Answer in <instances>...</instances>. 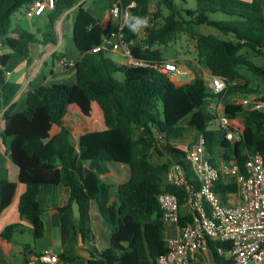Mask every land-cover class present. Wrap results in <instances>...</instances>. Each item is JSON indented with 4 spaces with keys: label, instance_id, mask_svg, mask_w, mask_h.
I'll list each match as a JSON object with an SVG mask.
<instances>
[{
    "label": "trees",
    "instance_id": "16d2710c",
    "mask_svg": "<svg viewBox=\"0 0 264 264\" xmlns=\"http://www.w3.org/2000/svg\"><path fill=\"white\" fill-rule=\"evenodd\" d=\"M36 1L0 0V44L10 51L0 59L1 104L9 106L3 115L0 142L8 144L11 161L19 169L18 182L25 186L18 211L32 226L33 255L50 246L46 209L38 199L40 188L62 185L69 189L70 197L66 206L58 209L61 264L78 260L86 264H157L167 253V227L161 220L157 196L174 165L171 156L179 157L177 165L184 168L188 181L194 177L178 143L190 135H203L212 164L237 159L242 166L249 155L264 153L263 112L238 103L226 105L224 114L240 120L244 127L242 140L231 144L221 131L209 129L213 119L206 109L210 99L260 94L238 68L243 66L264 81V68L251 62L249 53H242L247 49L262 54L264 50V8L259 0H196L194 10L180 8L184 0H122L124 6L134 4L133 18L152 21L144 40L130 29L134 19L126 24L125 40L133 59L149 64L163 61L158 48L168 47L181 34L189 35L209 74L228 82L225 93L216 96L203 79L176 86L153 68L118 66L106 53H92L101 42V22L87 11L83 0H56L54 8L47 10L48 26L40 44H57L56 23L71 11L74 45L82 55L75 65L76 84L30 90L27 108L12 114L20 86L7 81L2 68L13 59L27 58L31 64L30 46L38 41L29 30L12 27L11 18ZM218 13L229 20H212ZM201 26L212 27L222 36L199 33ZM116 73L123 74L122 81L113 77ZM236 81L242 83L233 84ZM89 101L102 109L106 129L83 134L76 141L63 120L71 106L88 110ZM48 122L60 131L45 143L36 134ZM154 159L165 161L155 163ZM16 189L17 184L9 180L1 183L0 215L12 203ZM215 190L224 197L235 193L237 186L219 181ZM165 191L184 204V189L167 185ZM74 201L80 206L79 218L73 216ZM19 227H6L1 237L11 240ZM80 234L90 253L88 259L78 255ZM219 246L210 243L209 248L216 253Z\"/></svg>",
    "mask_w": 264,
    "mask_h": 264
},
{
    "label": "built area",
    "instance_id": "2783aa9c",
    "mask_svg": "<svg viewBox=\"0 0 264 264\" xmlns=\"http://www.w3.org/2000/svg\"><path fill=\"white\" fill-rule=\"evenodd\" d=\"M55 1L34 2L26 9V16L29 19L42 16L54 8ZM133 7L134 4L124 6L122 0L113 1L109 12L117 27L102 35L92 53H121L128 66L150 67L169 78L178 77L181 71L173 61L149 64L133 59L124 34L126 24L133 19ZM137 33L139 40L148 36L146 27ZM58 65L73 66L64 58ZM210 78L209 92L216 96L224 94L227 80L219 76ZM236 103L264 113V97L257 96L253 100L242 97ZM217 123L227 142L236 144L242 140L244 129L225 114L217 118ZM178 148L184 152V160L195 180L188 181L184 168L177 163L165 175L166 181L157 201L162 211L161 220L167 227V253L157 260V264H211L210 243L220 244L216 253L213 252L215 264H264V153L249 155L242 166L237 159L214 165L206 153L203 135L192 145ZM219 181L234 183L237 191L222 197L215 190ZM167 185L186 191L183 205L177 196L165 191ZM26 264H59V258L46 249L38 256H28Z\"/></svg>",
    "mask_w": 264,
    "mask_h": 264
},
{
    "label": "crops",
    "instance_id": "0c3cea01",
    "mask_svg": "<svg viewBox=\"0 0 264 264\" xmlns=\"http://www.w3.org/2000/svg\"><path fill=\"white\" fill-rule=\"evenodd\" d=\"M114 0H107L105 2V6L102 10H96L95 7L99 6L100 0H83L82 2L85 5V8L89 5L90 8H87V11L92 14L94 18L101 22V27L103 31V35L109 33L117 27V23L114 22L110 16V7ZM247 2H251L252 0H244ZM264 8V0H259ZM48 11H46L42 16L37 18V25L39 33L32 32L36 39L37 43H34L30 46V56L28 63L27 58L23 59H13L8 61L2 69H4V73L6 74V80L20 86V90L18 91L16 97L14 98L13 111L12 114H17L23 112L27 108V93L30 90H34L39 88L40 86H51V85H70L73 86L76 84V72L75 65L81 60L82 55L77 51L74 40H73V14L71 11L66 12L62 15L61 19L56 23V35L58 37V41L56 45L47 44L42 45L40 41L42 40V35L48 26V21H46L45 17L48 19ZM19 26V25H18ZM17 27V26H16ZM160 51V47L158 48ZM244 51V50H243ZM242 53H250L252 51L245 50ZM161 52V51H160ZM10 51L6 48L0 49V59L5 55L9 54ZM122 57V65H127L125 57L118 53ZM162 57L165 60H170L175 62L181 74L189 75L188 81L179 82L178 77L170 78L171 81L176 82V86H181L186 83H190L195 79H202V74L196 71L193 67H189L184 64L182 61L176 59V57H167L164 53L161 52ZM66 59L69 63H71L72 67H62L58 65V61L60 59ZM249 60L253 62V57L250 56ZM254 63V62H253ZM255 64V63H254ZM189 65V64H188ZM258 66V65H257ZM241 67L238 68L240 71ZM264 68V66H259ZM202 73L208 75L210 78L208 68L203 70L201 65ZM245 68V67H244ZM247 69V68H245ZM244 69V70H245ZM248 70V69H247ZM241 73V72H240ZM250 75L252 74L249 72ZM254 77V76H253ZM256 78V77H254ZM211 80V78H210ZM70 81L71 84H67ZM208 88V84L210 82H205ZM242 82L236 81L233 84H240ZM251 87L255 88L251 83ZM233 95L229 97H225L222 99H210L207 103V110L210 113V117L213 119L209 129L213 131H218V123L217 118L224 114L225 106L228 104H234L242 96ZM93 101H89V107H93ZM97 104V103H96ZM77 108V109H76ZM97 112L94 116L92 114V110H84L79 106H75L74 108L70 107L69 114L63 120V126L67 128L74 139L77 141L79 137L86 133L91 132H100L106 129V124L104 120V115L102 109L97 104L94 106ZM9 109V106H3L1 104L0 98V131L3 128V115ZM234 123L243 127L240 120H233ZM60 131V128L54 124L46 123L44 128L36 134V137L42 140L43 142H48L53 136H55ZM41 135V137H40ZM187 138H191V136L185 137L182 141L178 143L177 147H184L187 145H192L195 143L197 137L194 136L193 140H187ZM222 160H217V164L223 163ZM19 169L13 164L10 157V149L8 144L4 145L0 142V187L1 183L4 180H9L17 184V189L15 196L13 198L12 203L1 213L0 215V264H26V258L30 255H33L35 252V241L32 234V226L26 220L20 217L18 211L19 199L22 194L25 192V186L21 185L18 182ZM192 180H195L193 177ZM70 197L69 189L65 188L62 185L54 186V185H44L41 186L39 191V202L45 207L46 211L44 214V222L47 228V239L50 241V246L47 248L56 254L59 258L62 253V247L60 251L55 250L54 245H56L60 241V218L58 214V209L66 206ZM10 225H20L18 230L15 232L14 236L11 240H5L1 237V233L3 230ZM84 246V245H83ZM78 252V255L82 258L88 259V255L85 252H88L87 247L84 246ZM75 262H79L82 264H86L85 261L78 260ZM59 264L61 261L59 260Z\"/></svg>",
    "mask_w": 264,
    "mask_h": 264
},
{
    "label": "rangeland",
    "instance_id": "374dc122",
    "mask_svg": "<svg viewBox=\"0 0 264 264\" xmlns=\"http://www.w3.org/2000/svg\"><path fill=\"white\" fill-rule=\"evenodd\" d=\"M106 1L107 0H100L99 6L98 7L96 6L95 9L103 11L104 10L103 7L105 6ZM196 5H197L196 0H184V2H181L180 8L194 10V9H196ZM87 8H90L89 5L86 7V9ZM211 18L214 21H224V20L228 21L229 20V18H227L226 16H224L220 13L212 15ZM45 19H46V21H48V19L46 17H45ZM36 21H37V18L29 19L26 16V9L25 8H22L19 12H17L11 18L12 27H16L19 25L21 28H23L25 30L33 31L34 33L38 34L39 31H38V25H37ZM151 22L152 21L150 18L148 20V26L151 24ZM197 31L199 33L206 34V35L209 34V35H215V36H222L217 30H215L212 27H208V26H201V27L197 28ZM160 51L162 53H164L167 57H172V56L176 57V59H178L179 61H182L187 66L193 67L196 71H198L199 73L202 74V79L205 82H210V78L208 77V75H205L204 72L202 73L201 68H199V66L201 65L202 69L205 70L206 69V63L199 59L198 52H197L196 46H195V41L192 40V38L189 35H186V34L179 35L177 40L174 43L170 44L168 47H164V46L162 47L161 46ZM250 54H251L250 56L253 57V62L256 65L264 66V50L262 51V54H256L254 52H251ZM106 55H107L106 56L107 58L112 60L118 66H123L122 65V57L118 53H106ZM244 69H245L244 67H241V69H240L241 74L244 75L246 78H248L256 89L260 90V94H258V95L240 94L239 96L245 97L248 100H253L257 96L264 97V81L259 79V78H254L253 75L248 76V75H250L249 71L247 69H245V70ZM3 71H4V69H3ZM113 77L118 81L123 80V74H121V73L113 74ZM178 80H179V82L188 81L189 75L180 74ZM63 82H67V84H71L70 81H63ZM75 82L76 81H74V83ZM173 83H174V85H176L175 81H173ZM81 104L83 105V102H81ZM93 105L95 106L97 104L94 103ZM94 106L92 108L89 107L88 110H92V114L96 115L97 110H96V108H94ZM72 107L74 108L75 106H72ZM190 136H191V138H187V140H193L194 139L193 135H190ZM40 137H41V135H40ZM162 160L165 161L164 159H160V160L154 159V162L158 163ZM215 164H217V162ZM165 181H166V176L164 177V182ZM39 244H41V242H39ZM54 248H55L56 252L61 250V245H60L59 241L56 245H54ZM82 248H84V246H82ZM69 264H82V263L72 262Z\"/></svg>",
    "mask_w": 264,
    "mask_h": 264
},
{
    "label": "water",
    "instance_id": "95a60500",
    "mask_svg": "<svg viewBox=\"0 0 264 264\" xmlns=\"http://www.w3.org/2000/svg\"><path fill=\"white\" fill-rule=\"evenodd\" d=\"M165 153H167V151L165 150ZM172 161L173 163H177L178 160H179V157L178 156H175V155H172ZM72 210H73V216L74 218H79L80 215H81V211H80V206L78 204L77 201H74L73 205H72ZM84 245V242H83V237L82 235L80 234L79 235V246H83ZM86 255H88V257H90V253L89 252H85ZM208 255H209V259H210V263L211 264H215L216 262V259H215V256L213 254L212 251H209L208 252Z\"/></svg>",
    "mask_w": 264,
    "mask_h": 264
},
{
    "label": "clouds",
    "instance_id": "9594fccd",
    "mask_svg": "<svg viewBox=\"0 0 264 264\" xmlns=\"http://www.w3.org/2000/svg\"><path fill=\"white\" fill-rule=\"evenodd\" d=\"M133 19L135 20V24L130 25V29L133 32H138L141 30V28L148 26V21L146 18L135 17Z\"/></svg>",
    "mask_w": 264,
    "mask_h": 264
}]
</instances>
